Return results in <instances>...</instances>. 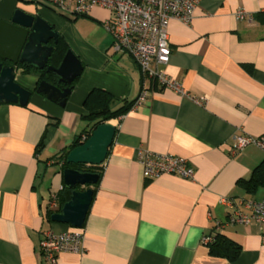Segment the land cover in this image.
<instances>
[{"label":"crops","instance_id":"crops-1","mask_svg":"<svg viewBox=\"0 0 264 264\" xmlns=\"http://www.w3.org/2000/svg\"><path fill=\"white\" fill-rule=\"evenodd\" d=\"M17 8L49 22L83 67L64 106L37 92L40 74L23 66L15 80L32 91L28 103L0 101V264H45L46 230L85 233V252H62L57 264H264V223L217 228L230 212L224 198H264V187L249 194L238 185L264 148L231 150L236 135H264V0H202L190 23L170 20L164 70L186 93L145 77L128 54L114 51L109 33L98 34L107 9L66 15L0 0V18ZM240 9L246 16L239 19ZM85 22L96 26L78 27ZM94 88L119 100L137 99L143 89L147 97L110 121L116 133L102 176L84 225L73 227L45 212L65 186L62 150L88 128L84 101ZM140 151L186 158L194 177L147 179ZM214 231L241 245L236 261L209 253L203 238Z\"/></svg>","mask_w":264,"mask_h":264},{"label":"built area","instance_id":"built-area-1","mask_svg":"<svg viewBox=\"0 0 264 264\" xmlns=\"http://www.w3.org/2000/svg\"><path fill=\"white\" fill-rule=\"evenodd\" d=\"M39 7H46L66 15H89L93 8L101 7L109 11L104 21V28L111 35L112 48L116 52L128 54L139 66L145 77L156 82L161 87L186 93L181 85L165 72L164 66L169 62L172 48L168 38V25L171 19L190 23L196 7L202 0H29ZM237 16L243 18L246 12L237 11ZM147 97L143 89L135 105ZM85 140V136L82 137ZM254 144L264 148V135L252 137L236 135L232 144V153L242 151L246 146ZM139 161L143 167V175L154 179L165 174H175L192 179L194 167L189 160L170 153L140 151ZM63 160L60 165H63ZM223 202L230 212L224 222H218L217 228L226 225H248L252 221L264 223V198L234 200L224 198ZM58 193L50 200V208L57 207ZM212 241L211 235H206L203 242ZM85 233L81 230L43 232L40 241L41 257L45 264H57L62 252L83 254L85 248Z\"/></svg>","mask_w":264,"mask_h":264},{"label":"water","instance_id":"water-1","mask_svg":"<svg viewBox=\"0 0 264 264\" xmlns=\"http://www.w3.org/2000/svg\"><path fill=\"white\" fill-rule=\"evenodd\" d=\"M59 33L40 15L17 8L10 19L0 18V101L26 105L32 91L15 80L16 71L22 64L34 65L38 69L58 75L56 84L41 80L37 92L48 99L65 105V98L71 92V84L79 76L82 63L78 56L68 49L58 66L49 65ZM64 84V86H61ZM116 133V127L110 121L95 128L91 136L79 146L73 148L68 156V163L102 164L109 153ZM64 185L73 189L70 200L60 212L51 216L55 222L68 223L73 227L84 225L92 199L93 189L77 190L78 185L86 186L98 181V174L66 168L63 171Z\"/></svg>","mask_w":264,"mask_h":264},{"label":"trees","instance_id":"trees-1","mask_svg":"<svg viewBox=\"0 0 264 264\" xmlns=\"http://www.w3.org/2000/svg\"><path fill=\"white\" fill-rule=\"evenodd\" d=\"M69 47L64 43L62 37H59L58 42L54 46V51L52 56L49 59V65L58 66L62 61L65 53ZM24 72H36L40 74L41 80H47L51 83L56 84L58 81V75L55 72H47L46 68L38 69L34 65L22 64ZM76 80L73 81L71 87L74 86ZM61 86H64L62 84ZM68 97V95H67ZM65 98V102L67 100ZM137 99L134 100H119L114 95H112L107 90L101 88L92 89L87 95L84 101L85 113L82 115V118L86 120L88 128L84 129L83 132L72 142L70 146L62 150L63 156V169L73 168L81 171L97 173L99 178L95 184L92 185H78L77 190H85L86 188L93 189V196L98 187L100 178L103 173V164L94 165V164H73L68 163L67 156L69 152L86 141L92 134L93 130L99 125L117 119L125 114H127L135 105ZM58 103L60 101H57ZM85 136V140L82 141L81 138ZM238 185L241 186L247 193L255 194L257 190L261 187H264V159L253 169L251 176L247 179H240ZM73 189H69L66 186L58 192V202L59 205L56 209L47 208L45 215L49 221H51V216L55 212L61 211L63 205L70 200ZM212 241L207 244L209 247V253L216 257L226 258L230 262L236 261L241 254V245L220 231H214L212 233Z\"/></svg>","mask_w":264,"mask_h":264},{"label":"rangeland","instance_id":"rangeland-1","mask_svg":"<svg viewBox=\"0 0 264 264\" xmlns=\"http://www.w3.org/2000/svg\"><path fill=\"white\" fill-rule=\"evenodd\" d=\"M15 2H23V3H27V0H13ZM83 27H87L88 29L92 28V27H95L96 25L95 24H92V23H86L85 24H81L79 23L78 24V27L82 28ZM98 29V28H97ZM100 31H98V34L100 35L101 33H106L108 34V32L105 30V28L101 25L100 28H99Z\"/></svg>","mask_w":264,"mask_h":264}]
</instances>
